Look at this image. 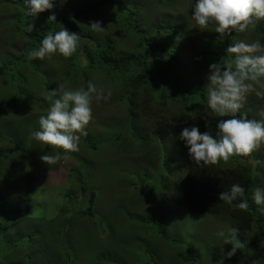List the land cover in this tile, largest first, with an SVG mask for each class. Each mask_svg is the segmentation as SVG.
I'll list each match as a JSON object with an SVG mask.
<instances>
[{
    "label": "trees",
    "instance_id": "16d2710c",
    "mask_svg": "<svg viewBox=\"0 0 264 264\" xmlns=\"http://www.w3.org/2000/svg\"><path fill=\"white\" fill-rule=\"evenodd\" d=\"M166 2L167 0H162V4ZM7 4L9 5L8 11L13 14L11 17L13 22L12 30L8 35L9 40L6 41L8 43L6 50L4 48L6 45L3 42V33L5 32H2L3 36L0 35V80L2 82L0 86V122L4 123L0 124V186L3 192L0 193L1 214L4 215L7 212L10 198L14 197L19 190L21 209H25L26 205H33L30 200L36 195H40V190L46 187V184H43L39 190H36L39 176L44 173L47 175L50 171L57 169V164L62 161L61 159L55 164L47 165L40 159L44 154L55 155L56 151L61 150H53L52 146L41 145L31 137V133L39 127L38 122L33 121V116L30 122L23 115L26 113L28 115L29 110L35 104L41 106L43 102L38 97L41 89L35 88L36 85L33 92H27L24 89L25 83L42 77L44 85L42 82L41 84L38 82V84L41 87H47L45 91L49 93L50 90L58 87L57 81L67 84L70 82V78H73L74 85L84 87L87 86L89 80H92L97 86L101 80H106L112 93L105 106L98 107L101 109L100 115L97 114L96 102H94L95 107L92 104V110L98 118L96 121H101V125L107 127L118 120L120 128L114 140L119 137L122 141L127 142L128 139H131L135 145H142L146 142L143 137L145 130H142V118L155 121L156 126L153 129L155 139L162 142L169 137L175 138L181 151L175 160L164 165L161 179L171 189L173 183L171 178L185 175L180 201L183 209L197 214L230 216L237 220L252 234V241L246 244L247 247H241L239 252L242 255H247L248 250H251L250 253L253 257L264 258L262 216L251 201V194L263 175L262 163L260 165L259 163L264 158L257 155L258 146L248 156H231L227 161L221 160L216 165H203L202 163L197 165L189 159L183 142L177 139L183 127L193 125L198 126L201 132L207 130L210 134L215 133L217 118L211 115L207 121L200 118L203 114L202 109L206 107L203 90L207 82L209 65L218 62L221 58L225 61L231 60L232 57L226 54L224 49L230 43L243 40L246 33L249 35L247 41L251 43L258 40L264 45V20L256 21L254 26L246 32L234 33L231 37H225L223 41L218 39L219 34L214 30L204 32L205 34L194 32L190 42L185 44L182 40L180 41V38L181 35H187L182 32L187 28L183 27L181 31L177 24L168 22L172 28L162 26V28L144 29L140 24L136 10L139 0H56L53 9L40 13L39 17L33 18L26 15L25 22H21V2L7 0L5 6ZM15 4L18 5V9ZM53 14L55 20L49 19ZM95 21L101 23L104 27L103 30L96 31L88 26L89 23ZM29 23L34 25L32 32L26 31V26ZM61 28L79 34L78 48L70 58L65 59L61 55L55 54L51 59H28L30 51L39 47V42L45 35L55 33ZM129 36L132 37L128 39ZM185 39L189 40L188 37ZM197 43L201 45L203 55L207 58V70L206 68L201 70L194 65L193 61L185 60L186 51L193 52L197 48ZM15 47L16 50L13 52ZM130 71L131 76L128 78L127 74ZM14 77L17 79L15 80ZM47 82L51 88L47 86ZM116 84H120L121 87H117ZM10 87L13 88L11 96L8 91ZM8 99H10L9 102ZM169 102L175 106L176 112H167L164 109ZM1 103L7 104L2 105ZM21 104L24 105V110L19 106ZM119 106L125 110L123 119L109 117L110 115L105 113ZM243 106L237 116L254 119L253 117H256L255 104L244 100ZM20 109L23 114L19 119L20 113L18 115L17 113ZM9 116L19 119L15 122L21 130H17L15 127L11 129L10 123L7 121ZM2 128L6 130L2 131ZM97 132L101 134L99 129ZM124 136L126 137L123 140ZM92 137V133L88 138L81 135L78 142V145L83 144V148H86L89 153L96 150V146L90 142L93 141ZM96 144L99 145V143ZM76 156L77 153L74 155L71 152L67 158L76 159ZM66 159H63L61 164ZM90 161L92 160L88 159L82 162L83 169L92 165ZM158 169L159 167H156V171ZM77 170L71 171L70 178L73 181L77 178L80 186L73 185L70 193L62 196L83 198L82 204L77 208L75 201L71 200L70 205L74 215L69 219L65 216L68 210L62 209L59 210L60 213L54 221L55 225L61 229L58 234L63 240L60 239V243L67 253H65L67 258L64 259V264L69 263L71 259V254L67 251V245L64 242L66 230L72 226L77 233L85 232L95 217L92 214L90 218H82L83 205L93 211L96 194L93 191L89 193L86 187L84 174L88 169H86L87 171L81 170L83 173ZM78 174L83 175L84 178ZM145 175L148 177L147 172ZM236 183L245 189L244 198L249 203L247 209H239L236 206L239 201L229 204L219 199L220 193L230 191L231 185ZM142 184H146L144 178ZM154 194V189L149 192V195L157 198ZM158 196V205L152 207L153 222L150 221L149 216L147 219L141 218V220L148 225H153L154 237H158L171 248L176 249L183 241L181 232L178 233V236H169L163 230L168 221V212L172 211L173 207L168 201L162 200L161 204V197H165L161 194ZM19 215L20 213H17L11 222H18ZM159 215L161 218H158ZM3 220H8V218L3 216L1 222ZM0 228V233L4 232L3 235L6 237L7 226H1L0 223ZM49 232L52 233L50 229ZM25 235L19 234L15 239L18 241L14 240L11 243L12 248L16 249L18 244L23 242L22 238ZM170 242L172 244H169ZM153 243L155 244L152 241V245ZM144 252L148 255L153 253L150 250H144ZM2 259L0 246V264H2ZM191 260L193 261V258Z\"/></svg>",
    "mask_w": 264,
    "mask_h": 264
},
{
    "label": "rangeland",
    "instance_id": "374dc122",
    "mask_svg": "<svg viewBox=\"0 0 264 264\" xmlns=\"http://www.w3.org/2000/svg\"><path fill=\"white\" fill-rule=\"evenodd\" d=\"M13 1L21 2V22H25L24 0ZM194 2L195 0H167L165 4H162V0H139L136 10L140 24L146 30L154 27L162 28V26L172 28L168 22L177 24L180 29L183 27L187 28L186 31H182L187 35H181L180 38V41L182 40L186 44L188 41L190 42L192 33L205 34L210 30H214L212 25L203 32L195 28L196 26L191 20ZM6 3L7 0H0V35L3 36L2 32H5L3 33V42L6 45L4 47L5 50L8 49L6 41L9 40L8 35L12 30L13 22L11 21L13 14L8 11L9 5L5 6ZM15 5L18 9V5ZM131 37L129 36L128 39ZM186 37L189 40H186ZM248 38L249 35L246 33L243 41L250 43L247 41ZM177 47H179L178 44ZM196 47L191 53L186 51L185 60L187 62L193 61L194 65L201 70L203 68L207 70V58L203 55V49L198 43ZM15 50L16 47L13 52ZM130 76L131 71L127 74L128 78ZM14 79L16 80L17 78L14 77ZM41 79L43 78L39 77L36 80H30L24 85V89L27 92H33L36 85L35 88L41 89L38 97L43 104L41 106L35 104L29 110L28 115L27 113L23 115L30 122L32 119L34 122H38L41 115H46L51 100L56 98L52 90L47 93L45 91L47 87L39 86L38 82L40 84L42 82L44 85ZM57 82L62 84L59 81ZM1 85L2 82L0 80ZM64 85L66 88L71 89L81 87V85L73 84V78H70V82ZM47 86L51 88L48 82ZM116 86L121 87L120 84H116ZM97 87L103 90L104 95L108 99L112 93L109 83L106 80H101ZM253 87L254 90L249 92L242 100V106L244 100L254 103L256 117L253 118L257 120L264 119L261 116V113H264V82L254 84ZM8 91L11 96L13 88L10 87ZM257 93H260V95H257ZM45 97H50L51 99H46ZM107 99L96 102V108L105 106ZM9 101L10 99H8ZM94 102L93 107H95ZM1 104L5 105L7 103ZM19 106L22 109L24 108L23 104ZM3 107L6 108L5 106ZM164 109L167 112H176L175 106L170 102ZM20 111L17 113V115L20 113L18 115L19 119L23 114ZM105 113L110 115L109 117L123 119L125 110L119 106ZM97 114H101L100 108L97 109ZM14 118L15 116H9L7 120L11 129L15 127L17 130H21L20 126L15 122L19 119ZM96 120L98 118L92 110V120L85 128V131L87 130L86 135H83L88 138L91 133L93 134L92 140L94 142H90L96 146V150L92 151L94 153H89L86 148H83V144L79 145V150L72 152L74 155L77 153L76 159L67 158L61 164L62 159L59 163L60 165L57 164V169L50 171L47 175L44 173L39 176L36 190H39L43 184H46V187L43 190L41 189L42 191L40 190V195H36L30 200L33 205L29 204L30 206L26 205L25 209H21L22 203L19 201V190L14 197L10 198L7 212L4 215L0 213L1 226H7L6 237L3 235L4 232L0 233V246L3 255L2 264H64L67 253L60 243V239L63 240L58 234L61 229L55 225L54 221L60 213L59 210L62 209L68 210L65 214L67 218L70 219L74 215L70 205L71 200L75 201L77 208L82 204L83 198L62 196L70 193L73 185L75 187L80 186L77 178L75 181L70 178L71 171L77 169H79L77 171H80V173L88 169L89 175L87 172L84 174L86 187L89 193L93 191L96 194L93 211L88 210L83 205L82 218H90L92 214L95 217L85 232L77 233L72 226L66 230L65 233L68 238H65L64 242L67 245V251L71 254V259L67 264H264V258H260L257 255V257H253L250 253L252 252L251 250H248L249 253L247 255H242L239 252L241 247H247L246 244L252 241V234L237 220L225 215H195L183 209L180 201L185 175L171 178L173 182L171 189L162 181L161 176L164 172V165L175 160L181 152L175 138L169 137L162 142L157 141L153 135L156 122L142 118V130H145V134H143L146 141L145 144L135 145L131 139H128L126 144H124V141L119 139V137L114 140L120 128L118 120L107 127L101 125V121L97 122ZM0 124L4 123L0 122ZM4 129L2 128V131ZM98 129L101 134L97 132ZM125 137H123V140ZM96 143H99V145ZM257 155L264 158V142L258 145ZM80 158L82 159L81 161ZM88 158L95 164L93 165V162L90 161L92 165L83 169L82 162L88 160ZM260 164L263 168V175L258 186L264 187V160L260 161ZM156 167H159L157 171ZM146 172L148 177L145 175ZM78 175L84 178L83 175ZM143 178L146 185L141 187ZM153 189L157 198L149 196V192ZM1 192L2 188L0 186ZM158 194L165 197H161V204L162 200L164 202L168 201L173 207V210L168 212V221L165 223L166 230H163L169 236H178V233L181 232L184 242L182 241L181 245L176 247V249L171 248L158 237H154L153 225H148V223H144L141 220V218L147 219L149 216L150 221L153 222L152 207H156L159 203ZM254 206L257 209L255 204ZM17 213H20L17 219L18 222L12 223L11 220L14 219ZM3 216L7 217L8 220L1 222ZM158 218H161L160 215ZM262 224L264 229V216H262ZM49 229L52 233L49 232ZM232 229H236L235 239L232 243L238 244L239 249L234 257L224 259V252L230 250L232 246L231 244L226 245L223 238L218 237L216 233L223 230L227 235ZM19 234L26 235L22 238L23 242L14 249L11 243L14 242ZM240 240L242 242H239ZM15 241H18V239ZM152 241L155 244L153 243L152 245ZM169 244H172V242ZM144 250H150L153 253L148 255ZM191 258H193V261Z\"/></svg>",
    "mask_w": 264,
    "mask_h": 264
},
{
    "label": "clouds",
    "instance_id": "9594fccd",
    "mask_svg": "<svg viewBox=\"0 0 264 264\" xmlns=\"http://www.w3.org/2000/svg\"><path fill=\"white\" fill-rule=\"evenodd\" d=\"M55 2L56 0H24L26 15L37 17L40 13L53 9ZM49 19L55 20V15ZM191 20L201 32L212 25L214 32L219 34L218 39L223 41L234 33L246 32L256 21L264 20V0H195ZM90 26L96 31L104 28L99 21L92 22ZM33 28L34 25L29 23L26 31L32 32ZM78 36L79 34L66 28L45 35L40 40L39 47L30 51L28 59H51L55 54L68 59L78 48ZM224 52L232 59L225 61L221 58L209 65L203 90L206 107L202 109L200 118L205 121L209 115L217 118L215 133L210 134L207 130L201 132L198 126L193 125L183 127L177 136L187 149L189 159L197 165H216L221 160L227 161L231 156H248L264 142V119L237 116L242 100L254 90V84L264 80V45L258 40L251 43L240 40L230 43ZM52 93L56 98L51 100L46 115L39 117L38 129L31 133L37 143L52 146L53 150H61L56 151L55 155L44 154L40 157L47 165L66 159L69 153L79 150L80 136L86 135L85 128L92 120L93 101L98 103L107 99L103 90L92 80L87 82L86 87L76 89L58 84ZM261 116L264 117V113ZM141 187H144L142 183ZM244 197L245 189L238 183L232 184L230 191L219 195L221 201L229 204L239 201L236 206L241 210L249 207L248 200ZM251 201L257 206L259 214L264 216V187L255 188ZM216 235L223 238L226 245L232 246L224 252V259L234 257L239 249L238 244L232 243L236 229L230 230L227 235L221 230Z\"/></svg>",
    "mask_w": 264,
    "mask_h": 264
}]
</instances>
